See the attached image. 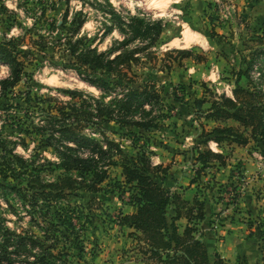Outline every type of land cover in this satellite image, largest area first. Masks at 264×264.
Instances as JSON below:
<instances>
[{
  "label": "rangeland",
  "instance_id": "obj_1",
  "mask_svg": "<svg viewBox=\"0 0 264 264\" xmlns=\"http://www.w3.org/2000/svg\"><path fill=\"white\" fill-rule=\"evenodd\" d=\"M44 4L47 21L40 26L37 11ZM65 14L64 30L60 24ZM263 14L264 0H0V39L23 37L18 49L33 55L23 58L22 79L10 93L0 95V145L42 166L41 177L53 179L61 172L56 168L50 170L51 163L58 162L57 155L46 145L44 135L34 133L32 122L42 118L40 108H45L47 100L69 99L62 89L99 95L71 66L63 67L58 53H50L55 62L52 63L37 49L30 48V34L50 37L49 33L56 35V29L70 32L76 21L81 20L78 34L99 51L112 48L117 51L120 49L117 42L127 37L124 49L139 51L138 63L131 64L127 71L133 80L127 86L135 88L145 82L153 83L168 106V117L152 132L115 122L100 123L103 134L125 156L145 153L153 165H160L162 179L158 183L177 193L188 206L195 207L194 198L210 203L214 225L204 231L198 227L199 221L192 222L197 228L194 236L203 238L204 241L200 240L210 253L224 250L226 255L222 258L231 264H249L242 252L252 246V258L256 255L259 258L251 264H261L264 147L260 138H253L249 130L232 120L214 121L199 115L193 99L203 97L204 91L206 97L231 96V89L236 86L235 74L241 71L238 86L260 90L264 106V22H259ZM131 17L151 22L160 20L159 37L149 43L151 35L132 34L127 26ZM52 23L54 31L49 32ZM120 26L125 30H120ZM184 51L191 56L183 54ZM210 72L214 81L207 78ZM8 74V67L0 63V79ZM172 93L181 101H175ZM208 106L205 103L203 109ZM217 125L237 127L247 137L246 144L230 140L216 143L212 136L201 135L202 130L208 133ZM85 132L91 133L88 129ZM92 136L103 141L100 132ZM205 149L223 158L202 166L195 158L198 150ZM117 180H122L120 168L111 166L99 192L82 189L61 198V202L70 206L67 209L74 218L71 230L61 226L64 235L59 247L65 264H153L145 242L138 238L140 233L121 221L134 207L128 202V194L120 192ZM171 214L169 206L168 222ZM1 218L13 229L32 226L21 197L7 188H0ZM176 224L182 231L187 220L180 218ZM32 230L37 234L35 227ZM220 243L231 246V250L235 248L236 254L228 258L229 253L221 250Z\"/></svg>",
  "mask_w": 264,
  "mask_h": 264
},
{
  "label": "trees",
  "instance_id": "obj_2",
  "mask_svg": "<svg viewBox=\"0 0 264 264\" xmlns=\"http://www.w3.org/2000/svg\"><path fill=\"white\" fill-rule=\"evenodd\" d=\"M25 3L27 5V1ZM3 9L7 10L6 7ZM45 11V4L37 11L40 26L41 22L47 21ZM65 19L66 14L60 24L64 30ZM128 22L127 26L135 36L151 35L149 43H153L162 31L160 20L151 22L131 17ZM76 24L70 32L56 29V35L49 33L50 37L30 34V48L37 49L52 63L55 62L50 53H58L63 67L71 66L82 81L99 91V95L79 89H62L69 99L47 100L45 108H40L42 118L37 123L32 122L34 133L44 135L46 145L52 147L57 155L58 162L51 163L53 168L50 170L56 168L61 172L53 179L41 177L39 167L42 166L0 145L3 150L0 154V188H7L21 197L32 224L29 228L18 226L13 229L4 224L3 218L0 219V264H65L59 247L60 238L64 235L61 226L71 230L74 218L71 216L73 212L67 209L70 206L61 202V198L82 189L99 192L111 166H119L122 180H117V183L120 192L128 194V202L134 207V211L123 215L121 221L140 233L138 238L145 242L153 264H231L217 252L210 253L206 245L194 236L197 228L192 222L204 219V203L194 198L195 207L188 206L189 203L177 193L164 189L158 183L162 179L159 176L162 172L160 165H153L145 153L125 156L118 145L102 132L100 123L105 122L152 132L158 130L168 117V106L153 83L145 82L135 88L127 86L133 82L127 71L131 64L138 63L136 54L139 51L124 49L127 37L117 42L119 50L99 51L85 36L78 34L81 20ZM53 27V23L49 25V32L54 31ZM120 30L125 29L120 26ZM23 39L15 36L0 39V63L9 69V74L0 79V95L10 93L22 79L25 74L23 58H33L31 52L18 49ZM183 54L191 56L189 52L184 51ZM105 73L109 76L104 77ZM240 76L241 71H238L231 96L210 94L206 97L204 91L203 97L193 99L195 109L199 115L214 121L238 123L244 130H249L250 136L260 138L264 147L262 93L238 86ZM176 95L172 93L173 99L181 101ZM205 103L209 106L204 110ZM96 132H100L103 141L92 136ZM207 134L216 143L230 140L244 145L247 142L243 131L233 125H217L208 133L202 130V136ZM222 158L221 154L205 149L198 150L195 159L205 166L213 159ZM171 204L174 214L168 222L166 210ZM180 218L187 220L182 231L176 224ZM261 261L264 264V242Z\"/></svg>",
  "mask_w": 264,
  "mask_h": 264
},
{
  "label": "crops",
  "instance_id": "obj_3",
  "mask_svg": "<svg viewBox=\"0 0 264 264\" xmlns=\"http://www.w3.org/2000/svg\"><path fill=\"white\" fill-rule=\"evenodd\" d=\"M264 15V14H263ZM260 16V19H259V22L261 21V22H264V16ZM259 17V16H258ZM193 35V34H192ZM182 43L184 44V40L182 41ZM180 47H182V46H180ZM213 71V70H212ZM211 75H213V73L212 72H210L209 74H208V76H207V78L208 79H211V81H214V79H212L211 78ZM168 208H169V206H168ZM170 209H171V212H172V214H174V211H173V207H172V204L170 205ZM212 206L210 205V203H208V204H206V203H204V213H205V215H204V219L203 220H201V221H199V224H198V227H200V229L201 230H204V231H206L208 228H211L214 224L212 223V215H211V213H212ZM171 214V215H172ZM206 236H204V238H205ZM208 238H209V236H208ZM202 241H204L203 240V238L201 237L200 238ZM235 244V243H234ZM220 245H221V247H222V249L221 250H223V249H225L226 250V252L227 253H229L228 254V258H231L232 257V254H236L235 253V248H233V250H231L232 248H231V246H225L224 247V245L223 244H221L220 243ZM217 251H218V248H217ZM233 251V252H232ZM221 252V257H224V255H226L225 253H224V250L223 251H220ZM219 251H218V253H220ZM251 254H254V250H253V247L252 246H248V247H246L245 248V250L242 252V255L244 256L245 255V257H246V260L248 261V263L249 264H251V263H254L255 261L257 262V259L259 258V255L257 256H253V258H252V255ZM255 258V259H254ZM254 259V260H253Z\"/></svg>",
  "mask_w": 264,
  "mask_h": 264
},
{
  "label": "bare ground",
  "instance_id": "obj_4",
  "mask_svg": "<svg viewBox=\"0 0 264 264\" xmlns=\"http://www.w3.org/2000/svg\"><path fill=\"white\" fill-rule=\"evenodd\" d=\"M141 4V3H140ZM147 4V3H146ZM149 5V4H148ZM151 5V4H150ZM149 7V6H148Z\"/></svg>",
  "mask_w": 264,
  "mask_h": 264
},
{
  "label": "built area",
  "instance_id": "obj_5",
  "mask_svg": "<svg viewBox=\"0 0 264 264\" xmlns=\"http://www.w3.org/2000/svg\"><path fill=\"white\" fill-rule=\"evenodd\" d=\"M257 74H259V72H257Z\"/></svg>",
  "mask_w": 264,
  "mask_h": 264
}]
</instances>
